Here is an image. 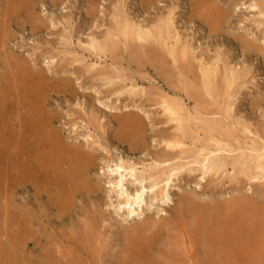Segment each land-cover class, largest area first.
<instances>
[{
  "label": "rangeland",
  "instance_id": "obj_1",
  "mask_svg": "<svg viewBox=\"0 0 264 264\" xmlns=\"http://www.w3.org/2000/svg\"><path fill=\"white\" fill-rule=\"evenodd\" d=\"M14 1L0 0V91H5L4 95L0 92V103L10 98L12 111H16L19 101L28 106L32 104L31 108L42 104L43 112L39 116L48 115L51 122L47 124L44 133L39 134V130H33V133L30 124L31 128L27 127L29 134H25L22 139L14 135L16 138L12 140L19 142L11 148L12 156L7 143L11 136L0 132V264H189V256L183 245L177 247L176 251L170 249L173 236L167 227V223L173 221L179 197L189 194L204 204H226L244 197L248 199L253 210L249 208V211L257 214L258 220H249V225L246 224V219L250 217L244 213L246 209L237 220L235 229L243 232L244 238L237 240L238 255L234 257L235 251L232 252L233 264H264V178L251 180V175L247 177L237 173L238 170L232 165L219 174L211 171L204 174L206 166L188 163L193 157L176 159L172 162L186 164L185 171H181V177H175L168 197L164 201H155L148 189L141 208L135 206L138 214L133 217H129L127 208L121 209L119 202L121 194L139 186L140 181L136 182L127 176L121 191L120 187L110 183L118 174L112 171L118 163L136 164L142 170L143 165H149L156 159V153L164 148L162 136L175 132V124L168 122L160 105V98L163 97L180 99L185 114H195L199 110L202 114L209 112L214 115V111L223 105L221 101H225L231 105L229 119L226 117L227 108L222 109V112L225 111L223 116L207 114L206 117L230 123L227 126L234 132L231 141L234 147L238 144L248 148L264 147V13L255 7L256 3L264 4V0L209 2L214 5L209 9L222 15L219 16L218 24L213 23L217 28H214V32L199 19L189 20L193 5L198 7L204 0L198 3L194 0H145L151 5L146 11H143L144 0ZM209 9L205 6L202 12L209 13ZM169 10H173L179 31L190 42L197 56L196 62L193 59L180 61L175 66L185 65L183 70L187 71L188 77L174 74L176 68L170 61L165 66H161V63L158 65L156 62L159 61L154 60L148 49V46L153 47L152 43L141 48L135 40L126 42L123 36L114 34L118 22L123 21L124 14L121 13L124 11L130 20L140 25L144 21L149 22V19H157L161 14H167ZM196 10L200 11L198 8ZM107 34L116 37L113 36V39L117 41L118 48L108 51L106 57L100 59L90 48V43L93 39L103 42ZM242 41L247 42L246 46ZM138 50L141 52L138 53ZM130 53L131 56L128 55ZM136 55L141 58H135ZM220 55L223 60L220 62L222 72L227 68L240 76V86L232 90L229 99L223 96L221 100L217 99L219 102L211 101L206 95L199 101L192 98L187 94L189 91H184L186 79L191 81L195 73L200 76L199 61L209 62ZM155 65L162 69H158L162 74L154 71ZM19 67L29 68L34 77L40 76L37 79L27 78L25 83L30 90L12 88L13 85L17 86L21 75L20 71L15 73ZM122 68L126 69V73ZM18 72L20 75L17 76ZM12 111L11 114L7 112L5 119L11 126L19 116L12 114ZM94 114L100 124L99 128H95L90 117ZM129 114H135L136 118L140 117L138 121H142L143 133L139 140H130L127 131L120 130L118 123L121 117ZM216 135L223 138L218 132ZM50 139L60 142L63 149L84 150L94 156L93 165L85 176L87 188L77 194L73 206L64 213V218H58V211L47 207L46 195L40 198L29 179L31 173L36 171L35 158H42L46 156L44 154L47 150L54 149ZM242 153L237 151L227 160L229 163L236 160L238 164L240 161L245 163L246 160L240 158ZM243 154L246 157L251 152ZM201 159L198 158L199 161ZM9 163L12 164L13 175L10 182L7 179ZM52 163L53 160L48 161L47 165ZM65 169L71 173L70 167ZM56 173L51 174V177H56ZM70 177L71 174L67 178ZM58 178V187L60 184L66 189L70 187L66 178ZM53 187L52 194L56 190ZM147 216H153L155 220V225H151L145 235L148 245L144 250L130 251L124 240V231L144 221ZM25 218L26 227L23 226ZM88 219L95 223L94 240L91 243L81 235ZM156 221L160 222L157 224ZM183 223L184 228L190 231L194 247L200 249L201 242L209 236L201 231V217L185 212ZM24 228L30 232L26 240L22 237Z\"/></svg>",
  "mask_w": 264,
  "mask_h": 264
},
{
  "label": "bare ground",
  "instance_id": "obj_2",
  "mask_svg": "<svg viewBox=\"0 0 264 264\" xmlns=\"http://www.w3.org/2000/svg\"><path fill=\"white\" fill-rule=\"evenodd\" d=\"M211 1L215 2V0H204L200 5L198 4V7H195L193 5L192 13L189 17V20L191 22L195 19H199L200 21H202V23L205 26H207L208 28H210V30L213 31L215 30L214 28H216L214 27V24L215 23L218 24L219 18H220L219 16H222V15L215 14L216 11L213 10L212 8L209 9L210 7L214 6L213 4L209 3ZM143 2H145V0ZM194 2L198 3V2H201V0H194ZM150 6L151 5L149 1L143 3V7H144L143 11L148 10ZM205 6H208L209 13L202 12ZM255 7H259L261 13H264L263 2L262 4L256 3ZM197 8L200 9V11L197 12L196 10ZM124 12L126 13V11ZM125 13H121V14H124V18L122 15L123 21L120 20V22H118L120 27L118 26L119 28L117 27L115 29L114 34L123 36L126 42L135 40L136 42L139 43V46L141 48L146 47L148 43H152L153 47L148 46V49H150L151 54L154 57V60L159 61V62H156L158 65H160L159 63H161V66L162 65L165 66V64H170V62H172V66L176 68L174 74L177 75L178 73V76L182 77L186 75L188 77L187 71L185 72L183 70V66L185 65L183 66L177 65V67L175 66L180 61H191V59H193L196 62L197 56L195 55L194 49H192L190 42L187 40V38L184 35L181 34V31H179L178 21L175 18L173 10H169L167 14H161L159 17L157 16V19L156 18L149 19L148 20L149 22L147 23L144 21V23L140 25L136 23L135 21L130 20L128 16L125 15ZM12 14H15V13H12ZM113 36L112 34L108 35L104 39L103 42H99L98 40L96 41V39L95 40L93 39V41L90 43V48L98 55L100 59L102 57H106V53L108 51H115L118 48L117 41L116 42L114 41ZM242 44L246 46L247 42L242 41ZM140 52L141 51H139L138 53ZM131 53L128 55L131 56ZM143 53L144 52H142V54ZM134 57L139 58V56L137 55ZM142 57H144L145 59V56H142ZM220 62H223L221 55L217 59H213L209 62H206V60L203 62L199 61L198 69L200 72V76H198L195 73L194 74L195 78L191 79V81L190 80L187 81L186 79V82L184 84L186 90L184 91H189L187 92V94L191 95L192 98H195L198 101L201 100V98L204 95H206L208 98H211L212 99L211 101L216 100L219 102V100L217 99L221 100L223 96L229 99L232 96V90L235 89V87L240 86V83H238L240 81V78H239L240 76H238L234 72H231V70L227 68L226 70H224V72H222L221 67H220ZM155 66L157 70L155 69L154 71H156V73H159L160 72L158 71V69H160L159 66L158 67L157 65ZM135 69L137 70V68ZM96 70L97 69H95V71ZM125 70L126 69H123V71L126 73ZM17 71H20L21 75L18 72L17 76L18 75L20 76H19V80H17L18 81L17 86L13 85L12 87L15 90H18L19 87H20L19 89L21 90L24 88H25L24 90H30L29 85H26L25 83L26 81H28L27 78L33 77L31 79H35V78L37 79L38 77H40V76L34 77V75L29 71V68L27 67L26 68L19 67L18 69L16 68L15 73H17ZM99 72L100 71H98V73ZM124 72H123V75H124ZM188 72L191 73V71H188ZM160 73L162 74L163 72H160ZM21 84H23L22 87H21ZM170 85L172 87V84ZM8 90L13 91L10 88H8ZM0 92H2L3 95L5 93L4 90ZM11 95L13 96V94ZM22 98L26 100L24 96H22ZM179 100H172V99L170 100L165 97L160 98V105L163 108L165 116H167L168 118V122H172L175 124L174 125L175 132L171 134H165L164 136H162L163 138H162L161 143L164 144V148L160 152L156 153L155 155L156 159L153 160L149 165H143L142 170H139L136 164H128L125 162L118 163L115 166V168L112 169L113 172H117L119 175L117 174L116 177H114L113 181H110V183L115 187H120L119 188L120 191H121V186L123 184V181L125 178H127V176H130L131 178H134L136 182L140 181L139 183H141L139 186L133 187L131 191L128 192L127 190L121 194L123 197L121 196L119 205L121 206V209L122 208L128 209L129 217H133L136 214H138L137 210H135V206L141 208V205L143 203L144 194L147 192L148 189L152 193L153 199L155 201H164V199L168 197L169 190L171 189V186H172V182L174 181L175 177L177 178L181 177V171L184 170L185 165H186L183 162L173 163L172 161L176 159L185 160V159L193 157V160L189 161L188 163L192 162V164L198 163V164H202L206 166L204 169V174H207L209 171L213 172L214 174H219V173L224 172L229 165H232L235 170L236 169L238 170L237 173L244 174L247 177L251 175V178H250L251 180L252 179L261 180L264 178V147L258 148L257 146L256 147L250 146V148H248L247 146L241 145V144L240 145L238 144L237 146L234 147V145H232L231 143V141L233 140L232 136L234 135V132L230 128H228L229 126H227L230 123L227 124L226 122H223V120H220L217 118L216 119L207 118L206 117L207 114L213 115V113H209V112H207L206 114H202L199 110H196L195 114H191V113L185 114L184 106L179 102ZM221 103H223V105L218 110L214 111V115L218 114V115L223 116L225 111L222 112V109L227 108L226 112L228 113L226 117L229 119V116H230L229 110H231L230 108L231 105H228L225 101L224 102L221 101ZM28 104H30V101ZM41 105L42 104H37L35 105L37 108L33 107L34 108L33 109L30 106L24 105V103L19 101L18 106L16 107V111H12L11 109H13L12 107L13 104L10 103V98H8V100L7 98H5V103H0V132H2L3 135L5 134L7 136V134H9L11 136V139H9V141L7 142L8 151L10 152V154H11V148L13 147V145L19 142V141L12 140V138L15 137L14 135H17L21 137L22 139L25 136V134H29L30 130L28 131L27 127L31 126L30 124H32L33 126L31 130L33 133H35L36 130L40 131L39 134L44 133L45 129L48 126L47 124L51 122V118L49 119L48 115L39 116L43 112ZM11 111H12V114L15 113L19 115L17 116V122L13 124L12 126L10 123L8 125V122H6L5 120L6 115H8L7 112L11 114ZM20 112H24V113L21 114ZM134 115L129 114V116L126 115V116L121 117V120H120L121 122H119L118 124L121 128L120 130L124 129L127 131L128 133L127 137H129L130 140L132 139L139 140L143 133V129L141 127L142 121L141 122L138 121L140 117L136 118L135 117L136 115L135 116ZM90 117H92L93 123L96 125L95 128H99L100 124L97 120L96 115L94 114V116H90ZM119 118L120 117H118V120ZM247 131L248 133H251L250 129H247ZM216 132H218L221 136H223V138H221L220 136L218 137V135H216ZM229 139H230V142H228ZM50 140H51L50 143L53 144L54 149L50 148L49 150H47L44 154L46 156H43L42 158H35L37 161L36 162L37 167L35 166L36 171H33L34 173L33 172L31 173L32 175L29 176V179L31 180V182H33V187L36 189L40 198H43L46 195L47 202H48L47 207L49 206L50 209L57 210L58 218H64V213H66V210H68L71 206H73V203H74L73 200L75 199L77 194H79L85 188H87V180L85 179V176H87L89 167L93 165L94 156L92 157L91 155H88L87 153L84 152V150L82 151L79 149H74V150L63 149L61 147L60 142H56L54 139H50ZM190 148H192L193 151ZM194 149H196V152ZM237 151L243 152V153L246 151L251 152V155L246 156L249 158H246L245 155L242 153V156L240 158H242L243 160H246V162L244 163L243 161L242 162L240 161L239 164H241V167L236 162L238 160L232 161L230 163H229V160H227L228 157L231 158V156H233L235 152L237 153ZM199 157H202L200 161L198 160ZM51 160H53V163L51 164L52 166L47 165V162ZM243 164L245 166H243ZM11 165L12 164L9 163V168H8V173H7L8 178L6 177L9 182L12 180V177H13V175L11 174V170H12ZM51 167H54L53 171L51 170ZM64 167L65 168L70 167L71 173L68 172V170L66 169L64 170ZM55 171L57 172L56 177L53 176L52 178L51 174L53 175ZM254 171H257L258 173L254 174L253 173ZM70 174H71V177L67 178L70 176ZM58 176L61 177L62 180L66 178L67 179L66 183L70 185V187L66 189V187L63 186V184L62 185L60 184V187H58L59 183H56L57 181L56 179H59ZM52 187L54 189L56 188V190L54 191V194H52V190H51ZM59 188H62V190L64 189L66 190L62 191ZM249 204H250V201L246 199L245 197L241 198L240 200H235V202H232V203L204 204V203L197 202L190 194L187 196L181 195L179 197L178 208L174 209L175 215L173 219L171 218L173 221H171V223L170 222L167 223L168 230L173 236L172 238L173 242L170 245L171 246L170 249L174 248L175 250L173 249L172 251H176L177 247H180L183 245L186 248L185 249L186 254L189 256V264H233L234 257H237L238 255V247L236 246L238 242L237 240H239V238L240 239L244 238V236L242 235L244 233L238 232V230L236 231L235 229L236 224L238 223L237 220L240 217H242L244 213L250 216L249 218L246 219V224L249 223V220L250 222H257L258 220L257 214H254L251 212L252 213L251 215L249 211V208L251 209V205ZM173 207H170V208L173 210ZM245 209L246 211L244 212ZM185 212H188L191 214L192 213L198 214L202 219V230L201 231L209 235L208 238H205L206 240L204 239L201 242L200 249H196L194 247L192 239L190 238V235H189L190 231L184 228L186 222L185 224L183 223V215ZM186 218L189 219V217H186ZM159 222L156 221L157 224ZM26 223H27V220L25 221V223H23L24 227H26ZM93 225H95V223H93V220L88 219V223L85 225V231L84 233L82 232L83 234H81L82 238H84L85 241L89 243L93 242L94 240L93 239L94 238L93 228L95 227H93ZM151 225L153 226L155 225V220H153V216H147L144 221L140 223H136L134 226L129 227L127 230L124 231L126 235L124 240L127 242V245L129 247L128 249L130 251H133V250L137 251V249L139 251V250L145 249V246L148 245V240L145 235L147 234L148 231H150ZM24 231L25 233L22 237L26 240L28 236L30 235V232L28 231V229H25V228H24ZM97 231L99 232V230ZM177 231H179V234L177 233ZM81 235L79 236V238H81ZM84 239H81V240H84ZM232 252L235 253V256L232 255ZM248 262L250 263L251 261H248Z\"/></svg>",
  "mask_w": 264,
  "mask_h": 264
}]
</instances>
